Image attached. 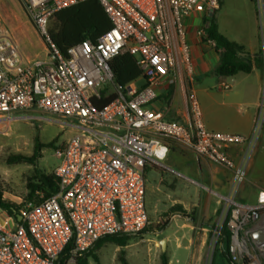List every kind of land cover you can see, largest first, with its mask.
<instances>
[{
    "label": "built area",
    "instance_id": "2783aa9c",
    "mask_svg": "<svg viewBox=\"0 0 264 264\" xmlns=\"http://www.w3.org/2000/svg\"><path fill=\"white\" fill-rule=\"evenodd\" d=\"M99 1L112 28L95 43L85 40L70 48L66 56L51 38L50 19L80 0H25L36 30L50 47L45 61L26 58L0 25V125L18 118L47 120L35 116L42 113L75 130L56 150L61 160L54 170L58 192L48 198L38 192L41 201L23 206L21 221L8 217L15 221L13 229L0 221V264H57L69 246L67 264H78L77 258L103 238L140 234L150 224L145 170L164 164L170 143L233 171V191L224 198L229 253L233 264H263L264 190L254 204L237 202L247 166L237 165L227 153L229 147L253 140L208 130L195 95L189 97L190 125L166 120L152 109L157 89L176 68L178 57L191 69L187 19L219 10L221 0ZM256 5L264 32V0ZM200 34L205 37L204 31ZM122 54L134 56L142 71L141 78L126 86L116 83L111 68ZM221 87L231 89L227 83ZM105 92L116 98L97 109L92 100ZM260 108L264 126V99ZM258 233L263 236L255 240Z\"/></svg>",
    "mask_w": 264,
    "mask_h": 264
},
{
    "label": "rangeland",
    "instance_id": "374dc122",
    "mask_svg": "<svg viewBox=\"0 0 264 264\" xmlns=\"http://www.w3.org/2000/svg\"><path fill=\"white\" fill-rule=\"evenodd\" d=\"M16 16L18 19H15ZM216 19L220 32L230 41L243 47L242 56L247 60H250L248 52L252 45L258 43L262 48L264 32L258 20L256 0H222ZM12 20H17L18 25H13ZM0 25L17 41L25 57L28 55L33 60L43 61L49 59L50 51L43 38L39 35L40 40L36 42L31 36L30 32L36 34V28L25 0H7L5 12L0 13ZM142 84L143 81L140 80L139 85ZM240 111H244L243 106H240ZM35 116L47 120L18 118L0 125V191L3 192L4 198L24 204V207L35 204L28 201V184L34 180L35 167L28 163L10 164L9 160L20 155L32 157L36 138H39L43 144L53 143L50 148L42 151V158L37 166L44 174L51 175L61 164L56 155L57 147L75 133L71 127L51 122L48 115L36 113ZM255 139L252 174L264 183V138L257 141ZM153 165L155 164L150 167ZM148 168L147 166L145 171L146 207L150 224L140 234L128 236L126 247L107 242L101 248H93L91 251L99 261L96 262L91 257L90 264H122L121 257L127 264H163L164 254L168 258V264H229L220 252L215 254L220 229L228 209L224 198L220 197L221 205L216 206L215 212L211 209L204 210L203 206H211L216 197L210 190L191 183L190 196L187 198L189 202L186 206L194 207L183 209V212L173 211V208L183 206L173 204L174 199L154 206L155 196L148 188ZM206 200H210L211 205L207 204ZM7 219L8 215L0 208V221L6 223L7 228L13 229L15 221ZM163 241L166 242L165 251ZM218 249L222 251L223 247ZM261 261L264 264V259Z\"/></svg>",
    "mask_w": 264,
    "mask_h": 264
},
{
    "label": "crops",
    "instance_id": "0c3cea01",
    "mask_svg": "<svg viewBox=\"0 0 264 264\" xmlns=\"http://www.w3.org/2000/svg\"><path fill=\"white\" fill-rule=\"evenodd\" d=\"M6 4L7 0H0V13L5 12ZM205 16L196 14L187 19L191 69L188 70L185 61L178 57L176 68L158 87V99L152 109L166 120L190 125L189 97L195 95L208 130L240 135L248 140H261L264 138L260 108L264 99V42L262 48L257 43L249 49L252 64L250 73L221 77L216 74L220 57L215 45L205 41L200 34L204 31ZM17 22L12 20L13 25H18ZM35 32L37 35L30 33L37 42L40 38L38 31ZM22 50L26 55L24 47ZM26 58L33 60L28 55ZM221 83L229 84L231 89L224 90ZM240 106L244 107V111H240ZM255 146L256 142L253 141L252 144L233 145L227 149L229 157L237 165L244 163L247 166L245 184L235 194V200L239 203H256L258 193L264 190V183L252 174V151ZM150 166L147 173L148 188L155 196L154 206L174 199L173 204H181L183 206L178 207L185 210L194 207L186 206L189 202L187 198L190 196V184L193 183L214 194L216 200L213 204L206 200L211 206L203 208L215 212L216 206L221 205L220 197H229L233 191L232 170L175 143H170L167 160L162 166Z\"/></svg>",
    "mask_w": 264,
    "mask_h": 264
},
{
    "label": "trees",
    "instance_id": "16d2710c",
    "mask_svg": "<svg viewBox=\"0 0 264 264\" xmlns=\"http://www.w3.org/2000/svg\"><path fill=\"white\" fill-rule=\"evenodd\" d=\"M222 5V0L220 7ZM219 7V9H220ZM217 11L207 14L204 18V40L215 44V50L220 57V62L216 68V74L221 77H232L239 73H250L252 64L242 56L243 47L230 41L219 30L216 19ZM112 28V22L105 12L99 0L80 1L78 4L69 8L62 9L56 12L50 19L49 31L53 42L57 45L63 55H67L70 48L82 43L85 40L97 42L98 39ZM47 48L50 51L49 45ZM116 77V83L120 86H126L131 82L141 78L142 71L137 64V60L130 54H122L115 57L111 62ZM116 98V94L103 93L100 99L94 98L92 100L97 109H103L112 103ZM53 143L43 144L39 138H36V145L34 155L32 157L16 156L10 159L9 163H28L35 167L34 180L28 184V201H41L37 194L41 192L45 198L51 197L58 192V183L54 176L46 175L38 169V161L42 158V151L50 148ZM147 169V168H146ZM146 171V170H145ZM24 204H17L9 199L4 198L3 192L0 191V208L6 212L8 217L18 221L19 211ZM173 211L183 212V208L175 207ZM126 238L128 236H110L100 240L96 248H101L105 243H115L118 247H126ZM231 243V233L227 227V220L222 226V230L217 242L215 254L220 252L223 258L229 263L233 264L229 253V246ZM222 246L223 250L218 248ZM71 246H69L61 255L57 264H67L71 258ZM214 254V256H215ZM93 257L98 262V257L92 251L82 257L77 258L78 264H90V258ZM164 263L168 264L166 254L163 256ZM122 264H127V261L121 257Z\"/></svg>",
    "mask_w": 264,
    "mask_h": 264
},
{
    "label": "water",
    "instance_id": "95a60500",
    "mask_svg": "<svg viewBox=\"0 0 264 264\" xmlns=\"http://www.w3.org/2000/svg\"><path fill=\"white\" fill-rule=\"evenodd\" d=\"M18 221H21V217H18ZM262 236H263V235L260 234V233L255 234V235H254V239H255V240H259ZM162 246H163V250L165 251V250H166V242H165V241H163Z\"/></svg>",
    "mask_w": 264,
    "mask_h": 264
}]
</instances>
